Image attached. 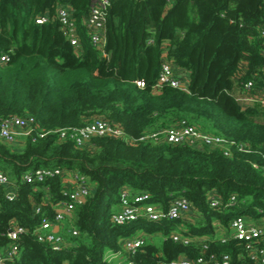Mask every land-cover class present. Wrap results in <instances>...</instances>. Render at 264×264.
Wrapping results in <instances>:
<instances>
[{
    "label": "trees",
    "instance_id": "16d2710c",
    "mask_svg": "<svg viewBox=\"0 0 264 264\" xmlns=\"http://www.w3.org/2000/svg\"><path fill=\"white\" fill-rule=\"evenodd\" d=\"M95 1L0 0V123L21 117L32 128L22 144L0 136V170L11 180L0 185V251L12 244L13 223L25 228L15 242L18 254L6 264H107L108 251L141 234L146 237L132 256L135 264L201 254H228L231 264H252L246 243L232 236L231 221L244 216L264 225V105L245 107L239 100L264 89V0H110L106 56L83 24ZM59 6L72 12L79 48L61 30ZM46 13L50 20L37 23ZM164 50L179 75L189 73L185 89H154ZM249 79L254 87L247 92ZM96 118L119 125L127 138L93 136L78 145L55 131ZM184 124L234 142L231 153L139 140ZM42 168L78 172L91 187L65 219L60 250L41 242L35 231L44 217L54 219L68 189L62 175L25 180L26 173ZM123 189L148 193V203L163 209L186 197L193 210L179 219L142 216L118 225L112 215ZM213 197L221 204L213 206Z\"/></svg>",
    "mask_w": 264,
    "mask_h": 264
},
{
    "label": "built area",
    "instance_id": "2783aa9c",
    "mask_svg": "<svg viewBox=\"0 0 264 264\" xmlns=\"http://www.w3.org/2000/svg\"><path fill=\"white\" fill-rule=\"evenodd\" d=\"M171 0H166L170 2ZM110 0H96L90 10V13L85 17L83 24L89 30V38L92 45L101 50L104 56L107 55L105 51L106 38L104 35V28L106 24L108 7ZM71 10L66 6H59L56 11L61 30L70 43L79 48L80 34L77 23L71 17ZM49 13L40 15L36 18L39 24L46 23L50 20ZM261 34L264 37V21L261 26ZM166 50L163 51L162 68L154 85L155 90H160L165 85L173 87L186 88L188 79L183 75H179L171 62L167 59ZM9 57L7 55L1 56L2 62H7ZM262 76L264 77V68L262 69ZM137 84L140 87H145L144 80H138ZM246 91H250L254 87L252 79L247 80L244 85ZM241 103L252 105L254 102L260 101L264 105V97L246 95L240 96ZM31 123L21 117H11L0 123V136L7 142H14L19 134L25 136L32 131ZM59 133L61 138L70 137L75 140L78 145H84L93 136H112L127 138V134L117 124L110 123L102 118H96L82 127H68L55 130ZM140 141L154 140L156 142L166 141L175 144H203L214 147H221L226 154H230V147L234 142L223 137L209 135L205 132L198 131L191 125H182L179 128H168L151 131L148 134L139 138ZM138 139H130V142H137ZM242 151H249L244 146L240 147ZM255 167L257 165L255 164ZM62 175L66 182L68 199L61 202L60 207L54 219L44 217L41 225L35 231L38 239L41 242L49 243L53 249L60 250L65 244V237L62 233L64 229V222L68 214L72 213L78 204H82L87 196L90 194L89 179L78 172L67 171L61 168L55 169H37L33 173H26L24 178L31 182L33 179L43 180L48 176ZM11 183L9 175L0 170V185H8ZM14 192H9L7 197L13 199ZM150 195L148 193H132L129 189H123L121 193V209L112 215V220L118 224L123 225L126 222L134 221L142 216L152 221H160L163 219L174 220L183 218L193 210V206L186 197H178L173 199L167 209L158 208L155 205L148 203ZM234 199V197H232ZM213 206L221 204L219 198L213 197L211 200ZM40 207H37V212H40ZM58 227L57 230L55 228ZM232 236L236 239L244 241L249 252V257L252 264H264V225L249 223L244 216H237L231 221ZM25 232V228L13 223L9 230V237L12 244L0 251V264H6L8 260L12 259L18 254V246L15 242L19 236ZM73 234H78L76 229H73ZM174 239L182 238L177 233L173 234ZM227 237H224L225 240ZM145 237L136 235L130 238L123 239L122 248L119 250H110L105 254L104 260L107 264H135L132 256L144 244ZM188 242V240H184ZM208 248V244H205ZM165 264H231V257L228 254H223L217 257L214 254L205 256L201 254L196 258H188L180 256Z\"/></svg>",
    "mask_w": 264,
    "mask_h": 264
},
{
    "label": "crops",
    "instance_id": "0c3cea01",
    "mask_svg": "<svg viewBox=\"0 0 264 264\" xmlns=\"http://www.w3.org/2000/svg\"><path fill=\"white\" fill-rule=\"evenodd\" d=\"M182 74H183V76L185 77V78H189V73L188 72H186V71H182ZM242 96H246L245 94H242ZM260 96H262V97H264V89L260 92ZM242 105L243 106H250V105H248V104H244V103H242ZM23 136H25V135H23V134H19L18 136H17V138H16V141H18V139H19V141L20 140H22L23 138ZM19 137V138H18ZM121 209V206H120V208H119V210ZM217 228H218V231L220 232V233H222V227L220 226V225H218L217 226Z\"/></svg>",
    "mask_w": 264,
    "mask_h": 264
},
{
    "label": "rangeland",
    "instance_id": "374dc122",
    "mask_svg": "<svg viewBox=\"0 0 264 264\" xmlns=\"http://www.w3.org/2000/svg\"><path fill=\"white\" fill-rule=\"evenodd\" d=\"M18 138H19V137H18ZM16 142H17V144H22V143L24 142V140H20V141H19V139H18V141H16ZM232 232H233V231H232ZM141 236H142V234H141ZM143 236L146 237V235H144V234H143Z\"/></svg>",
    "mask_w": 264,
    "mask_h": 264
},
{
    "label": "water",
    "instance_id": "95a60500",
    "mask_svg": "<svg viewBox=\"0 0 264 264\" xmlns=\"http://www.w3.org/2000/svg\"><path fill=\"white\" fill-rule=\"evenodd\" d=\"M57 229H58V227L55 228V230H57Z\"/></svg>",
    "mask_w": 264,
    "mask_h": 264
}]
</instances>
